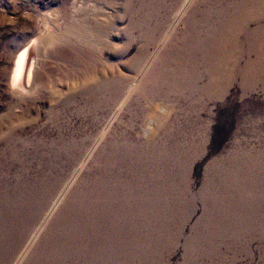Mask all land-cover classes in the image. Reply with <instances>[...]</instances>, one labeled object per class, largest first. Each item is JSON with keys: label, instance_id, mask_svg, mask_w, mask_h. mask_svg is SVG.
<instances>
[{"label": "rangeland", "instance_id": "rangeland-1", "mask_svg": "<svg viewBox=\"0 0 264 264\" xmlns=\"http://www.w3.org/2000/svg\"><path fill=\"white\" fill-rule=\"evenodd\" d=\"M0 264H264V0H0Z\"/></svg>", "mask_w": 264, "mask_h": 264}, {"label": "bare ground", "instance_id": "bare-ground-1", "mask_svg": "<svg viewBox=\"0 0 264 264\" xmlns=\"http://www.w3.org/2000/svg\"><path fill=\"white\" fill-rule=\"evenodd\" d=\"M31 68H32V51L29 53L28 49H25L20 54L16 62L14 73L11 80L12 87H14L16 90L32 89L31 87L33 83L29 78Z\"/></svg>", "mask_w": 264, "mask_h": 264}]
</instances>
